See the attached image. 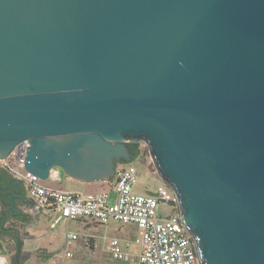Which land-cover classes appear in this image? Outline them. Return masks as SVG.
I'll use <instances>...</instances> for the list:
<instances>
[{"label":"water","instance_id":"95a60500","mask_svg":"<svg viewBox=\"0 0 264 264\" xmlns=\"http://www.w3.org/2000/svg\"><path fill=\"white\" fill-rule=\"evenodd\" d=\"M23 141L86 184L143 142L200 264H264V0H0V160Z\"/></svg>","mask_w":264,"mask_h":264},{"label":"built area","instance_id":"2783aa9c","mask_svg":"<svg viewBox=\"0 0 264 264\" xmlns=\"http://www.w3.org/2000/svg\"><path fill=\"white\" fill-rule=\"evenodd\" d=\"M27 141L16 145L6 159L0 160V170L21 182L28 200L38 211L58 213L59 217L74 221L88 220L102 225L117 222L132 225L136 236L130 242L111 239L109 255L114 261L128 264H200L193 238L182 226L176 197L158 194L136 195L132 186L137 181V171L130 164H122L111 185L116 198L111 202L108 192L82 195L75 192L53 190L41 184L42 180L24 168ZM12 162L13 164H11ZM51 180H59L58 169L49 173ZM172 204L174 211L166 215L159 204ZM45 211V212H44ZM78 239V234L66 233V245ZM63 258H71L65 251ZM54 264V263H52Z\"/></svg>","mask_w":264,"mask_h":264},{"label":"rangeland","instance_id":"374dc122","mask_svg":"<svg viewBox=\"0 0 264 264\" xmlns=\"http://www.w3.org/2000/svg\"><path fill=\"white\" fill-rule=\"evenodd\" d=\"M138 145L140 153L130 163L137 171V181L132 186V192L136 195L158 194L159 192H163L171 198L172 191L159 178L147 146L143 142ZM10 163L13 164L12 162ZM41 184L53 190L70 191L82 195L100 193L104 189V192H108L111 202H114L116 198V194L109 184L102 186H74L71 185L72 183H68L64 175L58 181L47 179L46 181H42ZM173 207L172 204L160 203L159 211L166 215H171L174 211ZM18 223L9 222L11 226H18ZM21 223L23 232L27 230L30 234L34 233L35 235L33 240L26 242L25 247L27 251L33 253L30 262L27 264H126L114 261L111 258L108 254L109 243L111 239L116 237L117 239H122L132 244L136 236V228L132 225L111 222L107 226L97 225L96 227H92L91 230H87L80 221H67L59 217V214L56 212L42 213L31 223ZM67 232L78 234V240L66 245L65 236ZM84 235L93 236L96 244L92 241L91 247H88L90 244L86 247L83 243ZM23 238H26L25 235H23ZM43 247L52 250L53 253L49 257L45 256V249ZM4 248L7 254L8 264H13L16 259L15 245L5 244ZM130 249H135L133 244ZM65 251L72 253L73 257L63 258L62 256ZM27 256L28 253H22V257L26 258Z\"/></svg>","mask_w":264,"mask_h":264},{"label":"crops","instance_id":"0c3cea01","mask_svg":"<svg viewBox=\"0 0 264 264\" xmlns=\"http://www.w3.org/2000/svg\"><path fill=\"white\" fill-rule=\"evenodd\" d=\"M122 165V164H118L116 167H115V176L113 178H111L109 180V182H105V183H97V184H86V183H83V182H80V181H77V180H73L67 176H65L59 169H58V172H59V180L61 179V176L64 175L65 179H67L68 183H72L71 185H77V186H83V185H99V186H102L104 184H109L110 187L111 185L113 184L114 180H115V177H116V171L118 169V167ZM55 181V180H53ZM101 191H105L104 189L101 190ZM70 192V191H69ZM21 218H17L15 220V218H12L10 217L8 220H6L5 222H2V220H0V224H1V227H0V264H8V260H7V254L5 253V244L8 245V244H13L15 245V251H19V256L18 259H19V264H27L28 262H30L31 260V257L33 255V253H30L29 251H27L26 249V242L28 241H31L35 238V235L34 233L33 234H30V232H28L27 230H25L24 232L22 231V223L21 222H33L35 221L38 216H40L43 212H40L37 210V208H35L32 203L28 200L27 198V203L25 205H22L21 206ZM19 222L18 226H11L9 224V222ZM74 221H80V223H82V225L87 229V230H91L92 227H96L97 225H101V226H107L109 224H106V225H102V224H98V223H93V222H90L88 220H83V219H78V220H74ZM29 223V224H30ZM114 223H117V222H114ZM29 226V225H28ZM27 226V227H28ZM26 227V228H27ZM67 233H72V232H67ZM76 234V233H75ZM23 235H25L26 238H23ZM79 238V236H78ZM113 239H117L116 237L113 238ZM78 240V239H77ZM76 240V241H77ZM122 242H125V240H122V239H118ZM92 241H94L95 243V239L93 238V236H90V235H84L83 237V243L84 245L87 247L89 244L88 247H91L92 245ZM89 242V243H88ZM96 244V243H95ZM135 248V247H134ZM44 254L45 256H50L53 251L52 250H49L48 248H44ZM135 250V249H133ZM132 249H130V251H133ZM28 253V256L26 258L22 257V253ZM108 254H109V249H108ZM15 256H16V253H15ZM72 257H73V254H72ZM71 257V258H72ZM128 264V263H126Z\"/></svg>","mask_w":264,"mask_h":264},{"label":"flooded vegetation","instance_id":"af4514ba","mask_svg":"<svg viewBox=\"0 0 264 264\" xmlns=\"http://www.w3.org/2000/svg\"><path fill=\"white\" fill-rule=\"evenodd\" d=\"M129 150L131 151L132 155L134 156L135 154V144H128ZM2 173H6L3 170H0ZM20 194V199L15 200L14 204L15 206H18L21 208L22 205H25L27 203V195L22 187V190L19 192ZM4 193H0V197L3 196ZM8 199H5V201ZM10 217L15 218V220L17 218H21L20 214L18 211L14 210L13 212L10 211L9 207L4 208L0 205V219L2 220V222H5L6 220H8ZM1 227V224H0Z\"/></svg>","mask_w":264,"mask_h":264},{"label":"trees","instance_id":"16d2710c","mask_svg":"<svg viewBox=\"0 0 264 264\" xmlns=\"http://www.w3.org/2000/svg\"><path fill=\"white\" fill-rule=\"evenodd\" d=\"M139 153H140L139 145L138 144H135V154L133 156L134 157L133 160L138 157Z\"/></svg>","mask_w":264,"mask_h":264}]
</instances>
